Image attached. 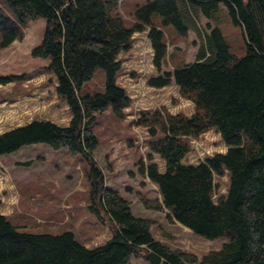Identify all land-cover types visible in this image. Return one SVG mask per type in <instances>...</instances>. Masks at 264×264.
Returning <instances> with one entry per match:
<instances>
[{
	"label": "trees",
	"instance_id": "1",
	"mask_svg": "<svg viewBox=\"0 0 264 264\" xmlns=\"http://www.w3.org/2000/svg\"><path fill=\"white\" fill-rule=\"evenodd\" d=\"M221 3L241 28L244 55L232 54L220 29L213 27L192 62L147 80L157 88L174 83L194 103V113L155 109L141 112L137 120L148 131L146 162L139 159V171L160 195L153 208L196 235L227 239L198 260L156 240L153 221L135 216L130 203L104 185L93 158L98 144L93 126L96 113L110 107L121 119L129 106L117 75L119 55L130 49L135 32L150 26L152 63L157 70L164 63V33L153 23V14L159 15L161 25H172L184 36L189 28L181 4L194 5L210 18ZM117 7V0H0L1 47L23 38L26 20H46L42 40L30 53L49 59L43 69L55 77L56 95L70 112L66 126L32 120L0 133V156L34 143L79 153L88 164V208L113 228L108 240L89 248L70 231L19 232L0 214V264H127L136 255L148 264H264V0H146L135 7L131 25ZM99 68L104 71L103 90L81 94L80 86ZM20 77L0 76V83ZM210 129L226 150L196 164L183 162L188 139ZM154 155L163 161V171ZM224 174L228 185L214 199L216 178Z\"/></svg>",
	"mask_w": 264,
	"mask_h": 264
},
{
	"label": "rangeland",
	"instance_id": "2",
	"mask_svg": "<svg viewBox=\"0 0 264 264\" xmlns=\"http://www.w3.org/2000/svg\"><path fill=\"white\" fill-rule=\"evenodd\" d=\"M117 2L126 23L131 25L135 7L146 0ZM180 10L189 28L184 36L172 25H161L159 15L153 14V23L162 29L167 49L160 70L152 63L153 50L147 37L150 26L135 32L130 49L119 55L121 68L117 83L125 89L130 103L121 119L112 114L110 107L96 113L93 131L98 144L93 158L102 171L104 185L117 190L130 203L135 216L153 221L151 232L156 240L194 254L199 260L209 250L220 248L227 239H206L196 235L178 222L168 220L164 210L153 208L160 195L156 185L139 171V159L146 162L148 131L137 120L141 112L155 109L185 116L194 113V103L182 96L174 83L157 88L150 86L147 80L192 62L213 27L220 29L232 54L241 57L245 50L241 28L232 23L222 3L210 18H205L194 5L181 4ZM45 25L46 20L42 17L28 19L24 23L22 39H16L6 47L0 46V76H21L0 83V131L38 119L50 120L59 126L69 123L67 105L55 92V77L43 69L49 59L34 57L30 53L41 42ZM103 87L104 71L99 68L83 82L79 92L95 93L102 91ZM40 93L46 98L39 97ZM188 142L189 151L183 158L185 163L196 164L226 150L225 143L214 129L191 137ZM153 161L163 171V161L157 155L153 156ZM3 168L19 187L18 192L22 193L19 206H15L16 213L7 217L17 231L52 235L70 231L76 241L89 248L103 244L112 236L110 221L100 220L88 208V164L79 153H71L65 147L54 149L45 143H34L1 155V172ZM216 182L218 189L214 199L225 192L227 175L217 177ZM127 264L148 263L136 255Z\"/></svg>",
	"mask_w": 264,
	"mask_h": 264
},
{
	"label": "crops",
	"instance_id": "3",
	"mask_svg": "<svg viewBox=\"0 0 264 264\" xmlns=\"http://www.w3.org/2000/svg\"><path fill=\"white\" fill-rule=\"evenodd\" d=\"M54 86H55V84H54ZM42 96H43L42 93H40L39 97H42ZM42 98H46V97H42ZM1 100H2V98H1ZM3 100H5V99H3ZM40 101L41 100H39V103H40ZM24 124H26V123H24ZM24 124H21V125H24ZM21 125H17V126H21ZM17 126L11 127V128H9V130L12 128H15ZM4 131H0V133H2ZM18 188L19 187L17 186V184L9 177V175L6 173L5 169L3 172L0 171V214L9 217V216H12L13 214L16 213L15 212V206H16V208L19 206V202H20V199L22 197V193L21 192L19 193L17 190Z\"/></svg>",
	"mask_w": 264,
	"mask_h": 264
}]
</instances>
